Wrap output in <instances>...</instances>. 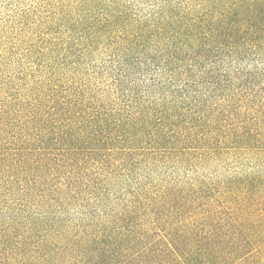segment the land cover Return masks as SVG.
I'll return each instance as SVG.
<instances>
[{"label": "trees", "instance_id": "16d2710c", "mask_svg": "<svg viewBox=\"0 0 264 264\" xmlns=\"http://www.w3.org/2000/svg\"><path fill=\"white\" fill-rule=\"evenodd\" d=\"M0 264H264V0H0Z\"/></svg>", "mask_w": 264, "mask_h": 264}]
</instances>
